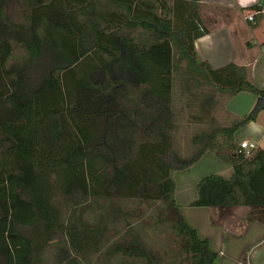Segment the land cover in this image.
<instances>
[{
    "label": "trees",
    "instance_id": "trees-1",
    "mask_svg": "<svg viewBox=\"0 0 264 264\" xmlns=\"http://www.w3.org/2000/svg\"><path fill=\"white\" fill-rule=\"evenodd\" d=\"M81 1L90 2L92 11L73 30L51 21L40 30L36 15L52 0H0V264H40L46 247L60 239L89 263L109 241V222L86 221L85 211L93 217L97 201L110 203L115 197L153 205L162 202L173 215L169 223L185 243L190 264H214L217 253L182 215L174 174L188 171L213 153L233 168V175L201 179L190 207L264 210V149L247 158L235 141V135L264 111V89L246 76L230 73L228 67L213 70L199 61L194 42L206 33L192 36V30L201 0L177 1L187 5V20L181 27L161 21L151 1L149 15L133 19L127 0H62L64 5ZM10 6L17 8L19 21L9 15ZM66 9L70 20L73 10ZM248 11L262 15L264 0ZM260 17L255 16L254 22ZM108 18L121 21L117 31L107 34L109 47L101 39ZM142 26L153 29L131 35L132 29ZM184 62L190 98L199 99L201 86L211 93L204 95L200 109L190 117L191 123L208 120L211 129L193 137L198 151L185 160L173 148L178 127L172 107L174 76ZM55 76L61 79L70 110L82 99L88 112L101 105L118 108L77 125L80 148L68 154L63 165L41 169L36 163L37 140L45 155L52 157L64 134L59 114L38 120L39 93ZM215 93L229 98L250 93L258 103L247 116L221 127L210 118ZM140 125L144 130L139 142ZM58 197L73 209L68 220L56 205ZM103 254L120 258V264H166L136 234ZM66 255L69 264H83Z\"/></svg>",
    "mask_w": 264,
    "mask_h": 264
},
{
    "label": "rangeland",
    "instance_id": "rangeland-1",
    "mask_svg": "<svg viewBox=\"0 0 264 264\" xmlns=\"http://www.w3.org/2000/svg\"><path fill=\"white\" fill-rule=\"evenodd\" d=\"M91 6L90 2L84 4L81 1V3L76 2L64 5L62 0H52V2L44 5L38 15H36V26L41 30L46 28L48 21H51L57 27H75L81 20H84L85 17L83 16L86 12L91 13ZM15 8L10 6L8 8V13L16 21H19L20 15L17 8L16 10ZM66 8L73 10L71 11V17L69 16L70 20L66 18L70 14H67ZM79 15H82V17H79ZM120 22V20L111 21L115 26H119ZM113 31L114 29L102 31L101 39L103 40L104 46H110L108 44L107 34ZM107 51L110 55L114 53L113 48H109ZM17 54L19 56L24 55L20 50H17ZM185 68L186 63L184 62L181 65V70L178 71L180 73L176 72L174 76L172 103L176 116L179 111H181L180 114H183L181 119L182 125H180L181 128H179L176 133L174 132L173 135V148L179 158L184 160L190 158L198 151V147L192 142L193 137L206 134L211 129L208 120L204 122L206 124L191 123V115L197 113L201 104L205 101L204 95L210 93V90L205 86H201L197 92L199 95L198 101L196 99H191L187 92L188 76L184 73L186 70ZM43 70L44 68L41 67L37 74L40 75ZM249 96H253V94L240 93L233 98H229L227 95L215 93L214 97L216 102L213 108L210 109V118H213L218 126H231L238 119L245 117L243 116L245 113L250 114V104L246 99L250 98ZM208 97L210 96L208 95ZM84 104L82 99L78 107L73 111L66 106L59 76H55L52 83L46 85L39 93L38 120L42 121L47 118L49 114L55 113L62 116L64 123L63 137L52 157L45 155L37 140L35 152L36 163L39 168L46 169L63 165L66 156L71 152L77 151L81 146L80 140L75 132L76 126L99 117L107 110L115 112L118 108V105H111L108 108L101 105L94 111L88 112L87 109L89 106H85ZM261 120L264 123V115ZM138 130L137 140L140 142L143 140L142 130H144V126L140 125ZM242 134L243 129L240 130L235 137L242 136ZM259 147L264 148V140L259 142L257 148L260 149ZM219 171L220 170L212 167L209 159H205L188 171H184L182 175L176 172L174 178L177 180L179 176H184L187 180L198 181L199 183V181L207 175L219 173ZM56 205L62 211L64 219L68 220L73 213L71 205L61 197L56 199ZM92 211L93 217L88 211H85L86 221L94 224L105 220L109 222V241L104 251L115 243L129 242L132 234H136L161 262L166 264H190L189 257L184 250L185 243L173 231L171 223H169L170 216L172 217L173 215L165 208L162 202L154 201L153 205L151 202H140L138 200L115 197L110 203L105 200L97 201ZM24 231H26L27 235H31L28 230ZM104 251L91 257V261L86 263L81 261L80 257L75 253H72L68 243L62 242V239H60V241H54L46 247L40 264H69L66 257L67 253L76 261H81L83 264H120V258L116 257L111 259L106 257L103 254Z\"/></svg>",
    "mask_w": 264,
    "mask_h": 264
},
{
    "label": "crops",
    "instance_id": "crops-1",
    "mask_svg": "<svg viewBox=\"0 0 264 264\" xmlns=\"http://www.w3.org/2000/svg\"><path fill=\"white\" fill-rule=\"evenodd\" d=\"M127 1L132 4L133 19L146 18L149 15L147 3L151 1L161 21L181 27L187 20V5L177 1L188 0ZM260 2L261 0H201L192 36L202 31L206 33L194 42L199 61L208 63L213 70L228 67L230 73L238 77L246 76L255 87L264 89V13L257 15L248 11ZM13 4L19 2L14 1ZM250 15L261 16L260 21L256 19V23L249 22L247 18ZM113 20L119 19L108 18L105 31H108L107 28L117 31V26L111 23ZM152 29L142 26L141 29H132L130 34L135 36ZM249 97L246 99L251 113L258 103V97L254 94ZM180 112H177V130L182 125L183 114ZM247 115L245 113L243 116ZM263 115L264 111L255 122L243 129L242 136L235 137L238 146L243 142L257 146L264 140V123L261 120ZM205 159L210 160L213 168L220 170L211 175L225 178L233 175V168L215 154L207 153L198 163ZM178 173L182 175L184 172ZM176 181V200L182 215L202 239L209 241L211 250L217 253L214 264H264V210H252L248 207L192 208L190 205L197 198L198 181L187 180L184 176H179Z\"/></svg>",
    "mask_w": 264,
    "mask_h": 264
},
{
    "label": "built area",
    "instance_id": "built-area-1",
    "mask_svg": "<svg viewBox=\"0 0 264 264\" xmlns=\"http://www.w3.org/2000/svg\"><path fill=\"white\" fill-rule=\"evenodd\" d=\"M254 15H250L247 20L249 22H254ZM240 147L242 148V150L244 151V154L247 158H250L254 152L258 149L257 146L255 144H251L249 142H243L241 143Z\"/></svg>",
    "mask_w": 264,
    "mask_h": 264
}]
</instances>
